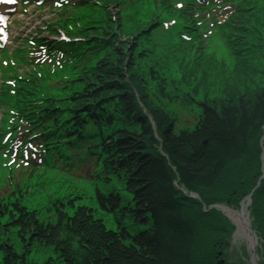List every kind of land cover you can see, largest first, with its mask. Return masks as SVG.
Returning <instances> with one entry per match:
<instances>
[{"label": "trees", "instance_id": "1", "mask_svg": "<svg viewBox=\"0 0 264 264\" xmlns=\"http://www.w3.org/2000/svg\"><path fill=\"white\" fill-rule=\"evenodd\" d=\"M99 1L98 8L83 3L88 10L74 15L77 26L67 30L90 38L92 46L83 58L75 54V87L42 99L37 80H17L5 98L13 121L5 127L14 131L24 122L30 137L34 124L44 170L54 174L50 160L57 148L65 146L74 160L71 150L91 123L101 130L93 147L100 173L90 180V192L61 183L66 194L75 192L66 199H48L54 186L41 173L22 189L11 184L0 196V264H33L28 255L35 245L50 246L65 264H214L215 242L225 241L229 227L202 205L231 204L234 194L257 183L250 209L264 237V0H233L235 13L213 41L190 34L195 15L189 5L186 14L169 0H140L126 19L110 14L114 0ZM148 7L152 12L142 17ZM171 15L183 29L192 25V37L176 33L179 40L158 51L149 36ZM218 35L227 58L213 51ZM164 101L199 106L195 124L176 132V114ZM43 199L46 220L34 210ZM96 208L113 218L114 229Z\"/></svg>", "mask_w": 264, "mask_h": 264}, {"label": "rangeland", "instance_id": "2", "mask_svg": "<svg viewBox=\"0 0 264 264\" xmlns=\"http://www.w3.org/2000/svg\"><path fill=\"white\" fill-rule=\"evenodd\" d=\"M38 0H27V5L24 8V10L21 8L20 5L16 6V13L15 14H11L10 20H9V33H10V38H9V42L7 43L9 45V47L11 49L16 48L20 43V41L22 39H28L29 38H36L37 40L45 39L47 37V39L49 38V40L53 39L51 34H48V32L45 29V26H49L50 24H54L52 26V28H56L55 27V23H57L62 16H66V14H70L72 12L71 10H64L61 14V17L59 18L60 15V11L54 9L53 5L49 4V3H45L44 5L38 6L37 8L35 7V2H37ZM140 0H134V2L137 4ZM170 1V0H169ZM172 3V2H171ZM174 3H180V2H174ZM96 4V3H93ZM178 6H174L175 10L178 11H183L186 14H190V10L188 7H186L184 4H175ZM148 6H151V4H148ZM96 7V6H94ZM98 8V7H96ZM152 8V6H151ZM150 7H148L146 10L142 11L141 16L142 17H149V14L152 12V9ZM84 10H88V9H84ZM99 9H97L98 11ZM120 10V11H118ZM110 14L112 16H116V14H123L122 16L125 17L126 19L128 17H131L132 15V10H126V11H122L121 8L117 5L115 6H111L109 8ZM82 10H80L79 13H81ZM66 13V14H64ZM190 16V15H189ZM166 20L169 22V24L173 25L174 28V32H172L171 34H166L164 28H158L155 27V29H153V31L151 32L150 36L151 37V43H153L155 45V48L158 51L161 50H166L167 48H169L172 45H174L173 43H175V39H174V35L176 33H179V31H183L185 34H187L188 30H190L189 28L192 27V25H186L185 28L183 29L182 27L184 26L183 23L181 22V20L175 16V15H171V17H166ZM189 20V19H188ZM196 27V25H193L192 29H194ZM191 29V30H192ZM62 33V31L58 32V36ZM56 39V38H55ZM87 43H90V38L87 39ZM213 41V40H212ZM222 36L218 35V40L215 46V49L213 50L215 51H219L216 55L221 57V58H227L228 54L225 55V52L227 53V51L225 50V48L223 49L222 47ZM207 45V44H206ZM223 49V51H221ZM28 49H23L19 52V54H25L27 53ZM151 54V53H150ZM17 55L16 53L11 55L10 52L8 50H5L1 53V60L0 62L3 64L1 65V72L5 71V66L4 64H7L11 69H14L15 66H19V60L17 61ZM147 63H149V61H146ZM31 68V67H30ZM33 70V69H31ZM31 70L29 69H24V70H19L18 74L23 75L24 73H26L25 75H28V71L30 72ZM32 73H36L37 76L39 78H41L42 76V83L45 82H58V84H60V82L64 81V80H68L69 82H66L67 88H69V86H73L75 87L76 85V77L77 75H69L68 73H65L63 75H58L57 73H54L52 75H49L48 73H50V71L48 70H44L41 72H33ZM31 74V73H30ZM170 77L173 79H176V73L173 72L171 74H169ZM30 76V75H29ZM166 76L168 77V73H166ZM44 77V78H43ZM32 93L27 95H31ZM165 106L172 110L177 117V122H176V132L179 129H184L187 127H191L193 126L196 121L197 116L200 114V107L193 105L191 107H179L178 105H173L168 103L167 101H164ZM85 131L83 132L85 135H83V138L85 139V143L86 144H91L92 142L95 141V138L99 135V132L101 131L100 128H97L95 126H93L91 123H89V125L87 124V126L85 127ZM105 130V129H102ZM260 164H262L261 169H260V178H264V152L261 154L260 156ZM3 177H6L3 173H2ZM2 177V178H3ZM4 182V178L1 181ZM21 185L22 184H26L29 182L23 180L20 181ZM258 186L255 185L254 188L252 189H246L244 192L237 193L234 194V196H232V201H229L231 204L228 203L227 201H223L220 203H214V205L210 208H206L203 207L204 209H208L205 210L207 212L213 211L215 210L217 215L220 216V218L225 219L224 221H226L227 226L229 227V235L228 237H226L225 241L223 243H225V247L220 243L215 242V249H221L223 248L221 251L224 250V254L225 257L229 260L230 264H264V237H263V233H262V228H259V221L253 220L252 216V209H250V207H252V203H254L252 200L253 198H251L252 196V192L255 191V188H257ZM75 194V192H69V195ZM191 195H196L198 198L199 196L196 193H192L190 192ZM60 195L61 199H66L65 197H69L68 193L66 194L63 191H59L57 196ZM43 196V195H42ZM54 196V192L51 193V195L47 196L48 199L53 198ZM46 197V196H43ZM46 197V198H47ZM58 198H53V199H58ZM92 199V198H91ZM43 199L42 201L38 202L36 204V207L34 208V210L40 212V218H43V220H46V218H48L49 214H45V209L46 207H42L43 203H44ZM245 203V209L246 212H244V220L246 223V228H239L240 230H237V225L236 223H234L233 220H231L227 215H225V212H223L222 210H220V208H228L229 210L232 211H240L241 210V206L242 204ZM97 210V214L99 216L105 217L104 213L99 209L96 208ZM203 211V209H202ZM113 218L110 216V218L105 217V223L106 226H108L109 228H115L113 222H112ZM225 224V223H224ZM243 231V232H242ZM244 233V234H243ZM249 234L251 236H255V241L256 244L254 245L255 247V252L256 255L255 257L253 256L254 252L252 250V248L250 247V242L246 241L244 236L245 234ZM209 239H207L206 241H208ZM204 243V242H203ZM212 243V242H211ZM204 245H206L204 243ZM207 246V245H206ZM15 250L16 252L19 251V246L17 244H15ZM214 250V253L215 251ZM204 252H206V249L204 250ZM57 254L55 251H53V249L49 246H42V245H35L32 247L29 255H28V259L30 260V262L34 263V264H43L46 260L48 259H53L54 264H65L63 262H59L57 261L56 258ZM213 260L215 263V256H213Z\"/></svg>", "mask_w": 264, "mask_h": 264}, {"label": "bare ground", "instance_id": "3", "mask_svg": "<svg viewBox=\"0 0 264 264\" xmlns=\"http://www.w3.org/2000/svg\"><path fill=\"white\" fill-rule=\"evenodd\" d=\"M61 182H62V184L64 186H66V182L67 183L68 182H71L72 185L74 184L73 186H76V187L81 186V184H78L74 179H71V178H69L67 181L65 179H63V181H61ZM220 210H222L223 212H225V215H227L231 220L234 221V223H236L237 230H240L239 228H244V229L246 228V223H245V220H244V214H245L244 212H246L245 203L242 204L240 211H235L234 212V211L229 210L228 208H225V207L220 208ZM244 238H245L246 241L250 242L249 245H250L251 248L256 244L255 239L251 235H249L248 233L245 234Z\"/></svg>", "mask_w": 264, "mask_h": 264}, {"label": "snow or ice", "instance_id": "4", "mask_svg": "<svg viewBox=\"0 0 264 264\" xmlns=\"http://www.w3.org/2000/svg\"><path fill=\"white\" fill-rule=\"evenodd\" d=\"M0 2H4V3H15L16 0H0ZM0 21H4L5 23L7 21V17L3 13H0Z\"/></svg>", "mask_w": 264, "mask_h": 264}, {"label": "water", "instance_id": "5", "mask_svg": "<svg viewBox=\"0 0 264 264\" xmlns=\"http://www.w3.org/2000/svg\"><path fill=\"white\" fill-rule=\"evenodd\" d=\"M217 264H221V261H218Z\"/></svg>", "mask_w": 264, "mask_h": 264}, {"label": "flooded vegetation", "instance_id": "6", "mask_svg": "<svg viewBox=\"0 0 264 264\" xmlns=\"http://www.w3.org/2000/svg\"><path fill=\"white\" fill-rule=\"evenodd\" d=\"M226 264H228V261H227V263Z\"/></svg>", "mask_w": 264, "mask_h": 264}]
</instances>
